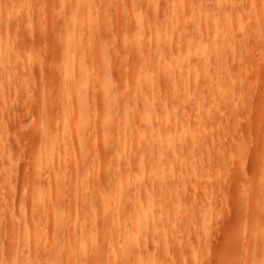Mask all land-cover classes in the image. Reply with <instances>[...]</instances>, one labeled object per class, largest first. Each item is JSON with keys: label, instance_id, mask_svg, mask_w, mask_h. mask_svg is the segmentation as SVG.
Segmentation results:
<instances>
[{"label": "rangeland", "instance_id": "rangeland-1", "mask_svg": "<svg viewBox=\"0 0 264 264\" xmlns=\"http://www.w3.org/2000/svg\"><path fill=\"white\" fill-rule=\"evenodd\" d=\"M13 1H3L10 23L16 24L10 26L6 34L13 46L11 53H15L13 60L17 57L16 62L20 58L18 64L25 70L19 65L20 72L18 68L15 70L13 60L14 64L8 65L14 67L13 70L1 71L3 66L0 67V263L8 264L11 242H16L23 264H46L49 237L53 224L58 221L60 264H70V260L79 264V248L75 249L74 258L69 257V248L73 225L80 224L83 217L86 227H78L81 238L77 235L78 242L82 237L88 240V253L84 255L87 264H237L238 261L246 264L254 253L262 258L264 31L260 28L264 25L259 27L261 21L257 17L264 16V0H184L187 13L185 16L177 14L175 20L181 25L186 22L191 29L187 31V39L182 38L187 32L176 36L174 47L169 49L174 48L171 53L178 54L183 49L196 50L200 46L206 64L197 61L192 69L181 72L177 80L179 69L170 63L167 65L165 59L169 62V58L165 57L163 63L170 66L169 78H176L173 90L165 91L162 82L163 86L161 84L155 94L143 91L146 102L140 111L144 121L137 123L140 134L145 139L150 136L178 139L177 123L185 122L189 125L185 133L188 143L183 145L178 162L176 157L160 152L159 147L152 150L153 159L148 160L145 169L157 168L163 172L162 178L143 173L138 167L131 168L129 174L143 186L138 190L140 205L129 199L123 210L124 220L126 218L135 228L133 216L137 208L148 209L150 205L154 210L142 224L146 230L141 238L129 242L126 255L119 249L120 239L124 242V227L116 230L117 226L103 217L95 198L102 196L116 204L112 190L115 179L129 175L118 173V162L111 155L115 147L111 139L105 143L111 160L105 155L104 161L109 162L104 163V154L101 155L104 151L98 142L101 139L98 116L105 112L99 108L102 100L97 79L101 64L99 50L101 46L108 47L105 48L110 54L111 86L119 95L126 91L121 80L132 82L131 76L139 68V62L142 65L151 62L141 52L143 42L139 40L148 0ZM61 3L68 4L62 6L64 15H60L64 18L59 21L55 20L58 15L53 9ZM160 3L156 17L162 25L171 16V9L166 7L167 0H160ZM14 8H17V16H13ZM56 8L60 11V7ZM69 8L76 15H84L85 19L83 32L78 36L83 46L80 48L76 44L72 50L73 61L85 82L86 101H79L72 95L71 81L65 76L63 67L66 28L64 30V26L56 22L65 23ZM131 14L141 17L138 21L134 16L138 21L134 25L130 23ZM90 21L93 28H90ZM237 21L245 27L242 32ZM246 29L252 30L255 38L249 35L247 39ZM241 42L242 47L238 45ZM214 44L216 50L212 48ZM122 58L126 74L120 69ZM51 59L57 65L50 66ZM49 66L54 71L50 72ZM153 69L157 78L159 65H154ZM130 83L124 84L128 85V106L133 82ZM119 100L115 119L120 118L119 105L124 103L121 98ZM146 121L152 127L150 130L146 128ZM42 139H50L53 164L48 162L47 156H42ZM76 139H86L84 153L90 155L91 165L85 162L82 167L75 168L81 158ZM57 180L61 185L55 188ZM74 189L78 194H85L84 200L80 199L85 203L84 213L80 204L72 201ZM105 229L112 235L111 244L105 237ZM11 230L15 231V237L11 236ZM85 231L92 232L91 237ZM94 235L97 236L96 246H93ZM101 237H105V242ZM100 238L103 242L99 244ZM112 248L114 252L110 251ZM236 248L242 250L240 254ZM235 249L237 258H234Z\"/></svg>", "mask_w": 264, "mask_h": 264}, {"label": "bare ground", "instance_id": "bare-ground-1", "mask_svg": "<svg viewBox=\"0 0 264 264\" xmlns=\"http://www.w3.org/2000/svg\"><path fill=\"white\" fill-rule=\"evenodd\" d=\"M3 1H5V0H2V2L0 0V10H2V11H0V13L2 14V15L0 14L1 15L0 16V39H1L0 40V64H1L0 67L3 66L1 71L7 72V71H10V68L12 69V66L9 67L8 65L14 64L13 61L15 62V59L17 57L13 60L12 54L14 52L11 53L13 46H11V44L9 43L10 41H9V38L7 37V34H6L8 29L11 28L10 26H13V24L15 22L12 24L10 23V20L8 19V17H9L8 12H7L8 10H7V8L5 9L3 7V5H5V3ZM14 1H16V0H14ZM11 2H12V0H11ZM162 2L163 1H161V3ZM90 3L92 4V2H90ZM159 3H160V0H148V4H149L148 10H147L145 16L142 17L145 24L142 26L143 27L142 33L139 35V40H141L143 42V49L141 52H143L144 55H147L151 59V62H150L151 66L146 65V64L142 65V63L139 62L140 65H139L138 69L141 68V70L137 69L136 72H134V71H133L134 73L132 72L133 74L131 77H132L133 83L131 82V80L127 79L128 83H130V82L132 83L131 101H130L129 106L126 103V93H127L128 85H124V84H128V83H126L127 82L126 79L124 78L123 80H121V84L123 86L122 88L126 87L125 88L126 91H123L124 89L121 88V91H123V92H121V93L119 92V95H116L112 86H111V81H112L113 76H112V73L110 70V57H109L110 54L108 55V53H109V51H107L108 47L101 46V48L99 50V52H100V63L101 64H100V69L98 70L99 78L97 77V79H98V82L100 85V92L102 95L101 106L99 108H100V110H103L105 113L103 114V116H102V114L98 116V119H99L98 120V122H99V135H100L99 137L101 138V139H99V137H98V139H99L98 142H99V145H101L100 147H103L102 151H104V153H102V151H100V153H102L101 154L102 156L104 154V156L102 157L103 161L105 159L104 158L105 155L108 157V159L111 158V157L109 158V156H108L110 153V150L108 151L105 148L106 141L108 139H111L114 142V144H115L114 152L111 153V155H112V157L115 158L116 162H118V164H117L118 165L117 168L119 170L118 173L126 172L129 174L131 172V168L138 167L141 171L143 170V173L146 172V174H149L150 176L152 175V176H157L159 178H162L163 172H160L159 170H157V168H153V166H152V168H150V170H148L149 168L145 169V168H147L146 163L148 162V160L152 161V159H153L151 156L152 150L159 147V148H161L160 152H165L166 154H170V156L172 155V156H174L173 158L176 157V160L177 159L179 160L182 156L181 151L183 150L182 149L183 145H186L188 143L187 138H185V133L189 129V127H188L189 125L186 124L185 122L177 123L176 132L179 133V135L177 136L178 139H170L173 142H171L169 139H156V138H153V136L147 137V139H145V137H143L140 134V131L137 129V123H139V121L140 122L144 121L142 116L140 115V111L144 107V104L146 102V100L143 96V91H147L151 94H155L158 92V89H160L161 84L163 86L164 83H165V85L163 86V89L166 88L165 91L168 92V91L173 90L174 80L176 78L175 77L169 78V76L167 74V70L170 66H165L166 63L165 62H164L165 64L163 63V60L165 59V57L169 58V62H168V60L165 59V61H167V63H168L167 65H169V63H170L171 66L173 65V66H175L176 69H179V75H176V76H178L177 80H179V78L181 77V72L185 71L186 69H192L197 61H200L202 64H206V59L204 58L203 50L200 46H197L196 50L195 49L194 50L183 49V51L179 52L178 54H175V53L172 54L171 53V52H173L174 48L171 51H170V49H171V47H174V45H175V44L173 45V41L177 38L176 36L183 35L184 32H187L189 29H191L186 22H184L181 25V23L179 21L175 20L177 17V14H183L185 16V14L187 13L186 12L187 6H185L184 0H167L168 5L166 4V7L167 6L170 7L171 16L166 18V21L161 25V23H159L157 20L158 17H156V16H158V14L156 15V13L159 12L158 5L161 4V3L160 4ZM66 4H68V3H66ZM66 4L61 3V4H59V6H56V7H58V9L60 7V11L57 10L56 7L53 9V12H56L58 15V17H57L56 13H53L57 17V18L55 16L53 17V18H56L55 20L58 19L60 21V19L64 18V17H62V15H64V14H62L61 8H62V6L66 5ZM189 7H188V9H189ZM90 8H92V5ZM55 9L57 11H54ZM189 11H190V9H189ZM13 12L15 14L13 16H17V8H14ZM60 13L62 15H60ZM133 14H134V12H133ZM133 14H131L132 17L130 18V23L132 25H134L135 23H137L139 21V19H141V17H138L137 15H133ZM230 15H232V12H230ZM255 15H257V14H255ZM134 16L137 17L138 21H136L137 19ZM254 18H255V16H254ZM254 18L252 17V20ZM257 18L260 19V21H261L260 23H258ZM257 18H255V19H257L258 25H260L259 27H261L262 24L264 25V16L261 15ZM55 20H53V21H55ZM64 20H65V23L63 21H61L64 24L61 22H56V23H58V24L60 23L61 26L63 25L64 30L66 28V30H65L66 33L64 36V38L66 40V51L64 52V55H63V59H64V61H63L64 66L63 67L65 69V76L68 77L71 81L70 82V84H71L70 89L72 88V95H74V96L76 95V97H78L79 101H82L83 99L86 101V98H84L85 95H84V89H83V85L85 84V82L81 77V75H82L81 71L80 72L78 71L77 64L73 61V54L74 53L72 50V46H76V44L80 48H82V46H83V45H81L83 43V41L81 39H79L78 36H79V32L80 31L83 32V28L85 27L84 15H82V14L76 15L75 12L72 10V8H69L66 12V17ZM53 21H52V24L53 25L55 24V26H56V23H54ZM91 22L92 21H90V28H93L94 24H92V27H91ZM95 22H96V20H95ZM237 22H238V26H239V29L241 30V32H242V30H245V27L243 26L242 22L241 21H237ZM208 23H211V21L209 20ZM14 25L16 26V24H14ZM196 27H198V26H196ZM196 27H195V29H196ZM260 29H262L264 31L263 26ZM131 30H133V28ZM246 31H247V29H246ZM248 31H247L248 35H246L247 39H248L249 35L251 37L255 36V35L253 36V34L251 32L252 30H250L249 32ZM188 32H187V34L184 33V35H183L184 37L182 36V38L185 39L188 35ZM250 32L252 35L250 34ZM253 33H254V31H253ZM180 38H181V36H180ZM182 38L179 40H182ZM123 39H125V38H123ZM238 45H240V47H242L241 46L242 42ZM212 48H213V50L217 49L215 44ZM14 55H15V53H14ZM5 57H9L7 60H10L7 62V66H4V63H6V61H7V60L4 61ZM121 57H122V55H121ZM124 59H125V57H124ZM19 60H20V58L14 64V65H16L15 70L18 68V65H19V68H21L22 64H18V63H21V62H19ZM122 60H123V58L120 60L121 64H122ZM11 61H12V63H11ZM51 61H53V62H50V64H49L50 66L57 65V63L54 64L55 60L51 59ZM135 62H137V61H135ZM26 64L27 63L25 62V66H26ZM29 64H31V63H29ZM121 64H119V65H121ZM154 65H159V69H160V72H159L157 78H155V74H153L154 73V69H153ZM50 66H49V68H51ZM122 67H123V64L120 66V69L124 68V67L123 68ZM3 68H4V70H3ZM19 68H18V72H20ZM30 68H32V67L28 68L29 71L32 70ZM13 69H14V67H13ZM28 69H26V70H28ZM52 69H53V67L50 69L51 70L50 72L54 71ZM22 70H25V69H22ZM125 70H126V68L123 69L122 72H124ZM37 71H39V70H37ZM50 72L48 70L49 74H50ZM27 73H28V71H27ZM124 73L126 74L127 72H124ZM18 74H19V76L21 75L20 73H17V76H18ZM23 75H25V74H23ZM94 75H97V74H94ZM121 75L123 76L122 73H121ZM126 77L129 78L130 76L126 75ZM49 78L51 79L50 76H49ZM94 78H96V77H94ZM124 80H125V82H124ZM122 82H124V83H122ZM162 82H164V83H162ZM62 94L65 95L64 93H62ZM65 97L67 98L68 95H65ZM120 98H121V101L122 100L124 101V103H122V105H119L121 108V111H120L121 116H120V118L115 119L114 112L116 111V108L118 106L117 100L119 102ZM83 103H84V101H83ZM80 104H82V103H80ZM85 104L86 103H84L83 105H85ZM146 128L149 130L152 128L149 125L148 121H146ZM144 143H148V144L144 145ZM190 144H193V141H192V143L190 142ZM40 145H41L40 147L43 149V154H42L43 158H45V156H47V159H49L48 162L50 164H53V150L49 146L50 145V139H42L40 142ZM76 145H77L78 151L81 153L82 156L80 155V157H81L79 160L80 163L78 161L75 165V168L82 167V165H84L85 162H87V164H86L87 166L89 164L91 165L90 155L86 156V154H85L86 152L84 153V151H86V149H85L86 139H76ZM105 150H107V151L105 152ZM114 158H112V159H114ZM89 159H90V162H89ZM178 160H177V162H178ZM105 161H104V163L107 162V161L106 162ZM108 162H109V160H108ZM112 162H113V160H112ZM92 166H94V165H92ZM89 167H91V166H89ZM89 167H88V169H89ZM92 169L90 168L89 171L90 170L93 171ZM97 172H99V170H97ZM261 180H262L261 187L264 188V175L261 177ZM60 185H61V182H59L57 180L54 184V187L57 188ZM142 186H143L142 182L135 180V179L133 180L132 174H129L125 178L119 176L115 179V183L112 187V190L115 193V197H116V199H115L116 204H115V201H114V203L113 202L110 203V202L106 201L105 198H103L102 196L95 197L96 199H98L97 201H99V203H100L101 210L103 213L102 214L103 217L105 219H108V221H111L114 226H117V228H115V227H112V228H115L116 230L120 231L121 227H124L123 234H122L124 236V242L122 243L123 238L120 239L121 244L119 245V249L123 250L122 254L128 253L127 248H128V244L130 241L139 240L141 238L144 231L146 230V227H144L142 224H143V222H145L144 220L148 219L149 212H153V210H154V208L150 205H149L148 209H145L143 206L137 208V210L135 211V214L133 216L135 219L134 221L136 223L135 228L131 227V225L127 222L126 218L124 220L123 210H124V208L126 209V206L128 204L129 199L135 200L134 202L139 204L137 202L139 200L138 190ZM84 198H85V194H78L77 191L74 189L72 201H74V204H77V203L80 204L82 213L85 212V203L81 202L80 199L84 200ZM146 200L149 202V204H151V200H149L148 198ZM112 204H115V206H113ZM22 213H23L22 217L25 220L24 217L26 216V214H25L24 210L22 211ZM55 214H56V212L53 213V215H55ZM111 222H109V223L111 224ZM80 226H82V228L86 227V220L84 217L80 220V224L73 225V229L71 231L72 235L70 237L71 246L69 248V257L74 258L73 255L75 253V249L79 248V253L81 255L80 256L81 259H79V264H87L88 262L84 258V255H86L88 253V248H89V246L87 245L88 240L84 241L85 239H83V237H82L81 242H78L79 237L81 238V234L77 233V231H78L77 229ZM115 229H112V230H115ZM105 231H106L105 237L107 236V241L110 240V244H111L113 241L112 235L109 232V229L108 230L105 229ZM11 233H13V234H11V236L13 235L15 237V235H16L15 231L11 230ZM87 233L88 232H86V234ZM77 234L80 236L78 237ZM89 234H87V236L89 235L91 237L92 232L91 233L89 232ZM60 235H61L60 225H59L58 221H56L53 224L52 234L49 237V240H50L49 241L50 247L48 248L49 250L47 249L48 252L47 253L45 252L47 255L46 256V260H47L46 264H60V256H61V252H62L61 251ZM84 235H85V233H84ZM93 237H94V238H92V239H94L93 246H96V244L94 245V243L97 240V236L94 235ZM105 237H103L104 240H105ZM86 238L88 239V237H86ZM101 238L99 239V242H98L99 244L104 241L103 238H102L103 241L101 240ZM120 238H121V236H120ZM23 240H26V238H23ZM107 241H106V243H107ZM110 244H109V246H110ZM122 244H123V246H122ZM260 244H263V246H264V235H261ZM238 248H241V247L239 246ZM238 248H236V249L240 250ZM236 249L234 250L235 251L234 252V258H237V256H235V254L237 253ZM99 250H101V248L98 249V251ZM137 250H139V249L137 248ZM141 250H143V249H141ZM110 251L114 252L113 248ZM241 251L242 250H240L239 254L241 253ZM18 252H20L19 249H18ZM95 253H97V249H96ZM99 253H101V252L99 251ZM254 254H252V255H254ZM108 255H111V254H108ZM251 256L249 257V259L247 258L248 261L246 264H264V256L263 255H262L263 256L262 258L258 257L257 254H255V256H252V257ZM0 257H1V252H0ZM100 257L102 258L103 255H100ZM8 259H9L8 264H23V259H21V257H20V259H21L20 260L18 254H17L16 242H13V244L11 242V248H10V251L8 254ZM97 259H98V257L95 259L96 262L98 263L99 260L97 261ZM70 261H71L70 264H73L72 260H70ZM237 261L235 259V263ZM238 262H237V264H239ZM138 264H142V263L139 262Z\"/></svg>", "mask_w": 264, "mask_h": 264}]
</instances>
